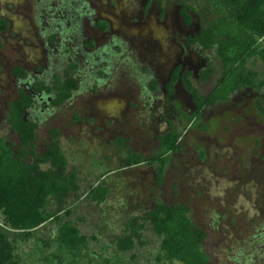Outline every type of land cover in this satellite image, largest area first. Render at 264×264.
I'll return each mask as SVG.
<instances>
[{"label": "rangeland", "instance_id": "obj_1", "mask_svg": "<svg viewBox=\"0 0 264 264\" xmlns=\"http://www.w3.org/2000/svg\"><path fill=\"white\" fill-rule=\"evenodd\" d=\"M184 2L194 7L190 27L180 16ZM0 18L9 24L0 33V139L14 150L20 139L7 118L19 89L31 90L37 80L51 85L75 66L71 99L54 107L53 95L34 94L27 118L38 125L37 155L55 129L67 171L79 172V191L62 203L50 199L48 210L87 238L85 248H68L54 220L30 236L0 220L14 264H181L160 260L161 239L148 221L132 250L118 247L127 223L145 219L160 202L187 207L207 234L209 264H264V89L240 87L200 117L181 82L173 95L165 90L176 66L192 72L203 96L221 76L217 55L203 56L188 42L216 18L209 0H0ZM15 67L27 76L14 75ZM171 130L181 149L170 154L161 181L156 164L128 166L130 154L160 152ZM100 186L110 193L97 204L88 193Z\"/></svg>", "mask_w": 264, "mask_h": 264}, {"label": "trees", "instance_id": "obj_2", "mask_svg": "<svg viewBox=\"0 0 264 264\" xmlns=\"http://www.w3.org/2000/svg\"><path fill=\"white\" fill-rule=\"evenodd\" d=\"M216 18L202 28L193 42L201 46L203 53L214 50L221 61L222 73L217 85L207 100L202 98L188 77H184L187 89L198 106V113L206 105L226 102L240 87L264 89V75L257 68L264 69V0H209ZM193 7L183 4L181 15L186 24H191ZM6 23L0 20V31ZM15 74L24 77L26 72L15 69ZM171 86L176 81L174 72ZM53 88L44 83L34 86L35 92L55 93L54 106L68 101L71 92L78 87L77 81L68 78L55 79ZM169 88V89H170ZM171 90V89H170ZM206 101V102H205ZM32 96L21 90L20 97L10 104L8 124L19 137L20 147L14 150L8 141L0 139V220L12 231L30 236L36 229L50 220L60 225L58 240L68 248H85L87 238L71 220L63 221L57 213H50L48 205L54 198L59 203L77 193L80 189L79 172L67 171L68 160L59 143V133L50 131V142L42 155L33 149L38 125L27 119L32 107ZM179 136L171 132L162 138V150L148 158L130 154L128 165L156 164L160 181L171 153L179 151ZM110 191L106 186L92 187L89 197L97 204L104 203ZM70 216V210L66 211ZM148 221L154 233L161 239L160 260L181 264H209L203 250L207 238L204 230L195 225L189 217L187 207L158 203L144 218H133L127 223V234L118 239L121 251H130L140 240ZM8 231L0 227V264H14L15 248L9 240Z\"/></svg>", "mask_w": 264, "mask_h": 264}, {"label": "flooded vegetation", "instance_id": "obj_3", "mask_svg": "<svg viewBox=\"0 0 264 264\" xmlns=\"http://www.w3.org/2000/svg\"><path fill=\"white\" fill-rule=\"evenodd\" d=\"M186 2H184V3H182V7H183V4H185ZM186 4H189V3H186ZM190 5V4H189ZM192 6V5H191ZM182 7H181V9H180V16H181V18H182V21H183V23H184V25L185 26H188V27H190L192 24H193V18H192V16H191V14L193 13V11H194V7H193V11H191L190 12V16H191V18H192V22H191V24H186V22H185V20H184V17L181 15V11H182ZM0 20H2V21H4L5 23H6V29L5 30H2V31H0V33H2V32H5V31H7L8 29H9V24H8V22H7V20H5V19H3V18H0ZM99 28H100V30H102V31H106L107 30V25L106 24H104V23H102V24H99V26H98ZM204 28V27H203ZM202 30V29H201ZM200 30V31H201ZM200 31L197 33V34H195V35H193V37H189L188 38V42H189V44H190V46L192 47V48H197L198 50H199V52H200V54H202L203 56H207V55H211V54H216V52L214 51V50H207V51H205L204 53H203V51H202V48H201V46H199L197 43H194L193 42V40H194V38L197 36V35H199L200 34ZM56 38V36L55 37H53V38H51V43H54V39ZM88 45L90 46V47H92L93 46V42L92 41H90L89 43H88ZM0 48H2V44L0 43ZM217 55V54H216ZM218 57V56H217ZM221 63V62H220ZM16 68H21V67H15L14 69H13V74L14 75H16L15 74V69ZM221 68H222V65H221ZM21 69H23V68H21ZM24 70V69H23ZM25 71V70H24ZM75 71V66L74 65H70L66 70H65V72H64V75L63 76H60V75H55L54 76V78H53V83L50 85V84H47L46 82H44V81H41V80H37L33 85H32V88H31V90H28V89H26V88H20L19 89V91H18V97L15 99V100H17L19 97H20V91L21 90H24V91H26V92H28L29 93V95H31L32 96V101H33V103H34V97H33V95L34 94H45V95H53V96H55V93L54 92H52V94H47V93H44V92H35L34 91V86L37 84V83H44L46 86H48V87H51V88H53L54 86H55V79H56V77H59L60 79H61V81H66L68 78H70V79H74L73 78V72ZM26 72V71H25ZM176 73V75H177V79H176V81H174V83L172 84V87L170 88V86H171V78H172V75H173V73ZM222 73V72H221ZM210 75V73H206L205 75H204V78L206 77V78H208V76ZM16 76H18V75H16ZM26 76H27V72H26ZM26 76H24V77H20V76H18V77H20V78H25ZM188 77L189 78V80L192 82V85L194 86V88L197 90V92L200 94V96L202 97V98H204L205 100H207L208 99V97L210 96V94L213 92V90L215 89V87H216V85H217V82H218V79L220 78H218L217 79V81H216V84H215V86L213 87V89L209 92V94L208 95H206V96H203L201 93H200V91L198 90V88L196 87V85H195V82H194V79H193V74H192V72L191 71H184L183 69H182V67L181 66H176L175 68H173L172 69V71H171V73H170V76H169V79H168V81H167V83H166V85H165V90H166V92H167V94H169V95H173L174 93H175V87H176V85L178 84V83H182L183 85H184V88L186 89V91L188 92V94L190 95V97H191V99L193 100V102H194V104H195V106H196V113H195V116L196 117H200L201 116V114L206 110V109H208V108H210V107H213V106H215V105H217V104H220V103H227V102H229V100L231 99V97H232V95L235 93H233L231 96H230V98H229V100L228 101H226V102H218V103H216V104H213V105H206L205 106V108L199 113V115L197 116V113H198V106H197V103L195 102V100H194V98H193V96L191 95V93L189 92V90L187 89V86H186V83H185V81H184V77ZM75 81H77L76 79H74ZM78 83V82H77ZM78 88V87H77ZM150 88H151V90H152V92L153 93H157L158 92V84H157V82H153L151 85H150ZM171 90H170V89ZM248 88V87H247ZM251 89V88H250ZM77 90V89H76ZM75 90V91H76ZM73 92L74 91H72L71 92V97H72V94H73ZM71 97L68 99V101L71 99ZM14 100V101H15ZM14 101H12V102H14ZM67 101V102H68ZM11 102V103H12ZM67 102H65L64 104H66ZM206 102V101H205ZM10 103V104H11ZM33 103H32V106H33ZM10 104H9V111H10ZM51 104H52V99H51ZM64 104H62V105H64ZM62 105H60V106H62ZM52 106H54L53 104H52ZM54 107H58V106H54ZM29 111V110H28ZM9 115V114H8ZM27 115H28V112H27ZM8 119V118H7ZM28 119V118H27ZM8 122V121H7ZM9 125V124H8ZM171 126V128H172V125H170ZM171 132H174L173 130H171V131H169L166 135H164L163 137H165V136H167L168 134H170ZM175 133V132H174ZM177 134V133H176ZM179 136V135H178ZM163 137H161V148H162V138ZM179 145H180V143H179ZM180 149H181V145H180ZM162 150V149H161ZM160 150V151H161ZM180 151V150H179ZM179 151H176V152H179ZM160 152H158V153H156V154H159ZM174 153V152H173ZM134 154V153H133ZM137 155H140V154H137ZM143 156V155H142ZM129 157V156H128ZM128 157H127V164H128ZM145 157V156H144ZM146 158H148V157H146ZM144 164V163H143ZM140 165V164H139ZM129 166V165H128ZM135 166H137V165H135ZM164 177V176H163Z\"/></svg>", "mask_w": 264, "mask_h": 264}]
</instances>
